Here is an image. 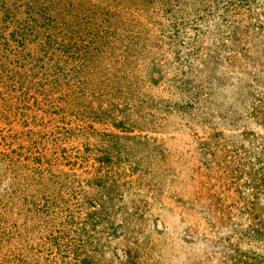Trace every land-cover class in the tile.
<instances>
[{"label":"rangeland","instance_id":"1","mask_svg":"<svg viewBox=\"0 0 264 264\" xmlns=\"http://www.w3.org/2000/svg\"><path fill=\"white\" fill-rule=\"evenodd\" d=\"M0 264H264V0H0Z\"/></svg>","mask_w":264,"mask_h":264}]
</instances>
